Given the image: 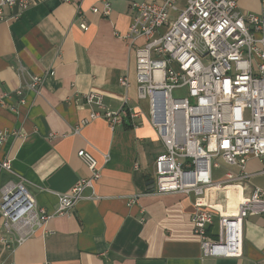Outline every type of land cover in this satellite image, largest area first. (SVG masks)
<instances>
[{"label": "crops", "instance_id": "obj_1", "mask_svg": "<svg viewBox=\"0 0 264 264\" xmlns=\"http://www.w3.org/2000/svg\"><path fill=\"white\" fill-rule=\"evenodd\" d=\"M104 1L107 16L101 14ZM132 1L162 0H47L18 19L0 21V160H11L49 212L57 206L56 193H68L90 175L79 150L91 153L101 172L86 191L94 199L52 216L20 245L8 244L0 224V264H264L263 216L245 220L241 257H203L190 219L192 195L152 193L153 161L165 149L137 98L135 55L122 37L136 14ZM236 2L242 12L260 11L261 0ZM50 70L53 75L46 74ZM31 75H45L37 92L25 86ZM124 77L128 86L121 84ZM87 92L99 93L110 110L127 97L144 114L133 119L135 127L125 121L112 130L97 118L75 132L98 110L84 102ZM261 169L259 159L246 161L245 193L263 184ZM9 179L1 170L0 186Z\"/></svg>", "mask_w": 264, "mask_h": 264}, {"label": "built area", "instance_id": "obj_2", "mask_svg": "<svg viewBox=\"0 0 264 264\" xmlns=\"http://www.w3.org/2000/svg\"><path fill=\"white\" fill-rule=\"evenodd\" d=\"M45 1L0 0V21L18 19ZM102 4L101 14L109 15V2ZM131 7L136 14L122 37L135 55L137 98L146 101L148 120L165 149L153 161L152 193L192 195L190 219L202 256L239 258L245 220L264 217V181L245 193L249 158L261 161L264 179V0L258 13L240 11L236 0L132 1ZM91 10L98 12L97 7ZM138 39L144 42L137 44ZM44 77L31 75L25 86L37 92ZM121 84L128 86L127 77ZM183 89V96L173 95ZM83 98L98 110L80 120L75 132L97 118L112 130L125 121L135 127L133 119L144 114L127 97L118 110L105 108L99 93L87 92ZM77 156L90 175L68 193H56L53 212L37 204L10 159L0 160V171L14 177L0 186V224L8 244L20 245L52 216L69 214L79 200L95 198L86 191L101 176L97 161L84 149ZM221 164L236 171L227 169L214 180L212 171ZM228 193L236 197L233 210Z\"/></svg>", "mask_w": 264, "mask_h": 264}, {"label": "rangeland", "instance_id": "obj_3", "mask_svg": "<svg viewBox=\"0 0 264 264\" xmlns=\"http://www.w3.org/2000/svg\"><path fill=\"white\" fill-rule=\"evenodd\" d=\"M173 95L175 96V97H180V96H183L184 95V89L183 90H180V91H174L173 92ZM142 102H144L143 103V105H145V108H146V101H142ZM225 169H226V167L223 165V164H221V166H220V168H218V169H214L212 172H213V179L214 180H218V179H220L222 176H223V174H224V172H225Z\"/></svg>", "mask_w": 264, "mask_h": 264}, {"label": "bare ground", "instance_id": "obj_4", "mask_svg": "<svg viewBox=\"0 0 264 264\" xmlns=\"http://www.w3.org/2000/svg\"><path fill=\"white\" fill-rule=\"evenodd\" d=\"M228 202H229V208L231 209V210H233L232 209V207L234 206V204H235V201H236V197L234 196V195H232V196H230V193H228Z\"/></svg>", "mask_w": 264, "mask_h": 264}, {"label": "water", "instance_id": "obj_5", "mask_svg": "<svg viewBox=\"0 0 264 264\" xmlns=\"http://www.w3.org/2000/svg\"><path fill=\"white\" fill-rule=\"evenodd\" d=\"M151 186L153 187V180L150 181Z\"/></svg>", "mask_w": 264, "mask_h": 264}]
</instances>
